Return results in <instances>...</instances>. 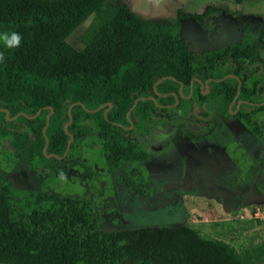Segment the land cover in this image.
<instances>
[{
  "label": "trees",
  "instance_id": "trees-1",
  "mask_svg": "<svg viewBox=\"0 0 264 264\" xmlns=\"http://www.w3.org/2000/svg\"><path fill=\"white\" fill-rule=\"evenodd\" d=\"M104 1L0 0V35L21 36L14 48L0 39V263L254 264L264 260V241L237 251L185 224L99 230L89 200L19 188L7 176L18 163L13 150L24 152L32 166L38 156L41 165L50 168L68 160L70 149L93 134L109 170L127 159H146L140 136L157 121L175 123L193 105L204 104L211 110L208 104H214L230 115L228 104L232 102L233 110L241 100L233 116L264 144L262 125L252 118L264 111V76L255 42L240 41L195 54L169 33V24L154 20L145 24L132 10L120 7L84 48L76 49L66 36ZM241 1L234 0L236 5ZM221 8L207 4L188 16L207 27ZM177 14L181 15L179 8ZM205 80L203 93L200 85ZM190 88L191 95L185 97ZM120 182L142 197L155 187L148 180L133 183L131 171ZM178 192L193 193L185 188Z\"/></svg>",
  "mask_w": 264,
  "mask_h": 264
},
{
  "label": "rangeland",
  "instance_id": "rangeland-1",
  "mask_svg": "<svg viewBox=\"0 0 264 264\" xmlns=\"http://www.w3.org/2000/svg\"><path fill=\"white\" fill-rule=\"evenodd\" d=\"M203 3L200 0L193 3L190 0H105L65 39L78 50L84 48L106 18L118 8L127 7L145 24L147 20H154L178 25L171 32L176 33L178 28L181 40L198 54L210 46L203 37L198 38V46L192 40L188 42L187 17L177 23L175 16L179 6L189 13L202 10L206 4ZM219 6L223 12L215 20H223L225 26L231 21L239 29L233 33L235 38L225 39L223 44L255 42L259 47L256 57L264 76V4ZM255 10L260 12H251ZM213 107L214 104H208L212 109L208 111L195 105V113L190 111L174 124L157 121L151 132L140 137L148 157L124 160L114 170L107 167L104 152L93 134L80 146L71 148L68 160L62 163L40 168L43 161L35 156V174L25 168L17 171L16 167L11 171L14 175L8 176L17 186V172L25 171L28 185H33L29 176H36L37 184L32 190L89 200L99 230L185 224L203 236L222 239L241 251L264 241L261 180L264 179V144L238 118L223 116ZM252 118L262 125L264 135V111ZM14 152L17 154V150ZM20 153L31 169L24 152ZM129 171L133 183L148 180L155 185L149 196H137L120 182L122 175ZM183 188L193 193L179 194L178 189ZM254 264H264V260Z\"/></svg>",
  "mask_w": 264,
  "mask_h": 264
},
{
  "label": "flooded vegetation",
  "instance_id": "flooded-vegetation-1",
  "mask_svg": "<svg viewBox=\"0 0 264 264\" xmlns=\"http://www.w3.org/2000/svg\"><path fill=\"white\" fill-rule=\"evenodd\" d=\"M223 12V11H221ZM220 14L218 15H215V16H212L210 21H209V26L207 27H203L201 25H199L198 23H196L192 18H190V20H188L186 22V24H190L189 26V34H190V39L188 42H190L191 40L196 43L195 45H197V43L199 42L198 38L199 37H203L204 40L206 41V44L208 46H210L209 49H217V48H220L222 46H225L227 44H223L225 41V39H228V40H232L233 38H235V36H233V33H235L237 30H239L237 27H235L231 21L228 22V26L224 25L223 24V20L221 19H218L217 21L215 20V18L217 16H219ZM236 35V34H234ZM237 36V35H236ZM239 42V41H238ZM238 42H233V43H238ZM228 44H231V43H228ZM207 50V49H206ZM205 51V50H204ZM202 52V51H201ZM261 69H262V66H261ZM238 83V82H237ZM202 89V92L203 93H206L207 92V84H206V87H205V84L202 83V85H200V88H203ZM181 91V87H179ZM191 89V88H190ZM190 91V90H189ZM237 92V91H236ZM239 92V91H238ZM185 97H189L188 94L185 96ZM241 103V100H239L236 104H235V108L232 110L231 109V105H232V102L228 104V111L230 112V115L233 116L238 104ZM230 105V106H229ZM195 106V105H193ZM202 107L204 108L205 105L202 104ZM214 108V107H213ZM208 111H212L211 110H208ZM221 113V112H220ZM259 113V112H258ZM257 114V113H256ZM227 115V114H226ZM255 115V114H254ZM187 116V114H181L179 117H185ZM178 117V118H179ZM177 118V119H178ZM176 123V122H175ZM174 124V123H173ZM151 132V131H150ZM142 137V136H140ZM257 138V137H256ZM140 139V138H139ZM258 139V138H257ZM261 141V140H260ZM263 143V142H262ZM29 161V160H28ZM30 163V161H29ZM30 166H31V169L35 172V168L34 166L31 165L30 163ZM40 168H46L42 165H40ZM9 177V176H8ZM36 177V176H35ZM12 180V179H11ZM262 184H264V179L262 178ZM31 181H33V185H36L37 184V180L34 178V179H31ZM14 183V182H13ZM133 192V191H132ZM149 196V195H148ZM147 197V196H146ZM251 199V197H250Z\"/></svg>",
  "mask_w": 264,
  "mask_h": 264
},
{
  "label": "crops",
  "instance_id": "crops-1",
  "mask_svg": "<svg viewBox=\"0 0 264 264\" xmlns=\"http://www.w3.org/2000/svg\"><path fill=\"white\" fill-rule=\"evenodd\" d=\"M191 1V3H193L195 0H190ZM200 1H203L204 3L203 4H205V6L207 5V4H212V5H216V6H219L220 4H222V5H231V4H235V2H234V0H200ZM202 4V5H203ZM246 4H248V5H251V6H257V5H260V4H264V0H242L241 1V3H239V4H237V5H239V6H244V5H246ZM204 6V7H205ZM180 10H181V15H178V14H176V21H177V23H180V22H183L184 21V17H187V19L188 20H190V17L188 16L190 13H192L193 11H191V12H189V13H187V12H185V11H183L182 10V8H181V6H179L178 7ZM177 8V9H178ZM131 10V9H130ZM133 11V10H132ZM194 11H200V10H194ZM134 12V11H133ZM176 12H177V10H176ZM251 12H260V11H257V10H255V11H251ZM134 13H136V12H134ZM137 14V13H136ZM138 15V14H137ZM187 20V21H188ZM186 21V22H187ZM177 27H179L178 25H176ZM176 26H169L168 25V31H169V33H171V34H173V35H175V36H177V37H179V35H178V28H177V31H176V33H173V32H171L172 31V29H173V27H176ZM180 38V37H179ZM181 39V38H180ZM189 47V46H188ZM191 50V49H190ZM213 109H217V108H213ZM219 111V110H218ZM220 112V111H219ZM191 113H195V106H192V108H191ZM222 115H223V113H221ZM224 116V115H223ZM201 119L203 118V117H200ZM205 134H207V132H205ZM13 151H15V150H13ZM18 151H20V150H17V154L14 152V154L19 158V162L15 165V167L13 168V170L12 171H14L15 169H16V167H17V171L18 170H20V169H23V168H25V170L26 171H29V172H31V173H33V174H35V172L32 170V169H29L28 168V165L26 164V162H25V160L24 159H22L23 158V154H21L20 152H22V151H20V152H18ZM25 155V154H24ZM10 173H12L13 175H14V173L15 172H9L8 174H7V176L10 174ZM25 171L22 173V174H20L19 172H17V187L18 186H20L21 188H27V189H31V188H33V187H35V185H28L27 184V182H28V179H25ZM30 177V179H36V177H32V176H29ZM11 178V177H10ZM13 178V177H12ZM37 180V179H36ZM26 182V183H25ZM19 187V188H20ZM256 196H258L257 194H256ZM256 196H253V197H256ZM252 197V196H251Z\"/></svg>",
  "mask_w": 264,
  "mask_h": 264
},
{
  "label": "clouds",
  "instance_id": "clouds-1",
  "mask_svg": "<svg viewBox=\"0 0 264 264\" xmlns=\"http://www.w3.org/2000/svg\"><path fill=\"white\" fill-rule=\"evenodd\" d=\"M0 39L3 40L5 46L14 48L20 44L21 36L19 33L11 32L0 35ZM2 59L3 57H0V60Z\"/></svg>",
  "mask_w": 264,
  "mask_h": 264
},
{
  "label": "water",
  "instance_id": "water-1",
  "mask_svg": "<svg viewBox=\"0 0 264 264\" xmlns=\"http://www.w3.org/2000/svg\"><path fill=\"white\" fill-rule=\"evenodd\" d=\"M206 80L203 82L204 84H205V87H206ZM239 85H240V80L238 79V83H237V92L236 93H238V91H239ZM179 90H180V88H179ZM172 94L174 95V97H175V101H174V103H177V95H176V93L175 92H172ZM191 95V89H190V91H189V93H188V96H190ZM230 106V105H229ZM100 107H102V104L101 105H99V106H97L94 110H96V109H98V108H100ZM5 112L7 113V110L5 109ZM37 113V112H36ZM127 114H128V111H127V113H126V116H127ZM7 118H9V117H7ZM46 124H47V120H46ZM45 127V126H44ZM44 127H43V130H44ZM46 138V137H45ZM73 137L72 136H70L69 137V139L67 140V146H66V149H65V151H64V153L63 154H65L66 153V151H67V149H68V145H69V143H70V141H71V139H72ZM42 150L44 151L45 150V145L42 147Z\"/></svg>",
  "mask_w": 264,
  "mask_h": 264
}]
</instances>
